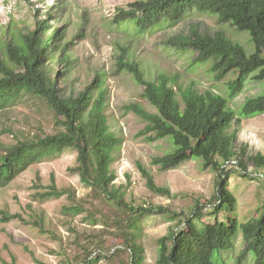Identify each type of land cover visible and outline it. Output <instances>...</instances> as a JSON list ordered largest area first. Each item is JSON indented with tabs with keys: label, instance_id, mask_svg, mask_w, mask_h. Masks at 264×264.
<instances>
[{
	"label": "trees",
	"instance_id": "obj_1",
	"mask_svg": "<svg viewBox=\"0 0 264 264\" xmlns=\"http://www.w3.org/2000/svg\"><path fill=\"white\" fill-rule=\"evenodd\" d=\"M192 10L213 14L219 23H229L250 35L251 52L222 29L205 32L191 27L188 34L173 35L166 41L168 47L176 50L196 52L190 67L211 62L209 71L217 80L233 73L228 96L210 89L199 91L193 85L182 87L176 75L161 73L153 80L146 79L140 63L131 54L133 41L172 26ZM33 12L32 28L15 25L0 41V113L25 105L28 100L42 102L53 114L58 129L51 133L27 131L10 142L0 141V188L32 164L53 159L71 148L77 153L76 172L81 182L98 199L112 202L120 211L121 215L115 218V230L123 238L122 250L129 255L122 264H264V201L242 221L237 198L228 186L229 168L235 167L243 175L251 174L260 180L264 188V156L248 155L243 147L238 150L236 132L229 131L241 118L264 113V0H135L126 7H118L108 19L111 31L128 38V42L117 44V70L131 74L143 86L142 97L155 108L150 111L141 103L131 102L124 105V111L136 114L145 123L140 134L146 140L164 138L172 145L171 151L155 156L152 164L166 170L197 158L203 168L215 173V192L209 205L196 201L188 213L148 202L127 201L126 190L115 186L112 163L121 139L108 124L104 79L97 75L76 94H62L61 74L53 65L62 62L66 64L63 72H67L69 44L60 45L62 32L51 24L56 16L47 12L42 18L39 8H33ZM248 78L263 81L262 90L234 109L229 99L242 91ZM138 168L148 189L170 197L168 187L157 185L142 164ZM65 193L71 194L51 186L40 196L57 198ZM82 210L74 203L62 207L66 216ZM155 215L174 224L157 239L156 261L148 263L140 242L142 223ZM15 217L0 210V222ZM91 217L93 222L99 218ZM119 251L116 248L113 253ZM102 252L100 248L90 251L81 264L97 263L105 256Z\"/></svg>",
	"mask_w": 264,
	"mask_h": 264
},
{
	"label": "rangeland",
	"instance_id": "obj_2",
	"mask_svg": "<svg viewBox=\"0 0 264 264\" xmlns=\"http://www.w3.org/2000/svg\"><path fill=\"white\" fill-rule=\"evenodd\" d=\"M133 1L0 0V41L8 30L13 31L15 25L32 28L35 20L33 8H39L42 18L47 12L56 16L51 19V24L62 32L60 45L69 44L66 51L69 54L67 72H63L66 64L58 62L53 65L61 74V93L76 94L97 75H102L104 79L108 124L121 139L112 163L116 174L115 186L126 190L127 201L148 202L188 213L196 201L209 205L215 192V173L210 168H203L197 158L166 170L152 164L155 156L172 150L170 141L164 138L146 140L140 134L145 123L136 114L124 111V105L131 102L141 103L148 110L155 111L142 97L143 86L131 74L118 71L115 66L117 44L128 42V38L111 31L107 22L118 7H126ZM191 27L205 32L222 29L241 42L247 52L253 50L246 31H238L229 23H219L213 14L192 10L172 26L162 27L133 41L131 54L140 63L146 79L153 80L161 73L176 75L182 87L193 85L199 91L210 89L228 96L233 73L217 80L209 71L211 62L190 67L196 52L167 46L170 36L188 34ZM262 83L248 78L242 91L229 99V105L238 109L247 97L261 92ZM57 129L53 114L42 102L28 100L25 105L0 113L2 142H10L27 131L51 133ZM234 130L238 150L243 147L248 155L261 153L264 156V113L241 118L240 123L233 124L229 131ZM76 154L71 148L64 149L53 159L32 164L0 188V210L16 215L7 222H0V264H81L90 251L98 248L105 256L94 264H122L127 261L129 255L122 250L123 238L115 230L118 224L115 218L121 215L120 211L112 202L98 199L81 182L76 172ZM139 163L151 172L157 185L169 188L170 197L147 188L138 168ZM229 170L228 186L237 198L238 215L243 221L252 216L264 201V188L261 181L251 174L243 175L235 167ZM51 186L68 190L72 198L69 199L65 193L57 198L42 199L40 194ZM70 203L81 206L82 212L64 215L62 207ZM91 216L101 219L93 222ZM173 224L159 215L142 223L140 242L146 262L156 261L157 239L165 235ZM240 244L241 237L237 241V245ZM116 248L121 251L113 253Z\"/></svg>",
	"mask_w": 264,
	"mask_h": 264
}]
</instances>
